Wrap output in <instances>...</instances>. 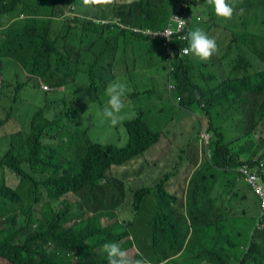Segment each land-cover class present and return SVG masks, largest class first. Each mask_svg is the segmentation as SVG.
Masks as SVG:
<instances>
[{
	"label": "trees",
	"instance_id": "1",
	"mask_svg": "<svg viewBox=\"0 0 264 264\" xmlns=\"http://www.w3.org/2000/svg\"><path fill=\"white\" fill-rule=\"evenodd\" d=\"M63 1L72 0H0V108L6 114L0 126L11 120L21 125L0 157V220L7 224L0 229V264H107L103 245L110 241L127 251L135 248L134 258L144 257L148 264H264V238H259L264 221L248 216L260 204L249 200L248 185L237 172L245 163L264 159L255 138L264 120V71L254 70L255 63L247 61L245 67L241 55L230 60L234 70L245 72L237 88L249 86L255 99L263 97L262 105L244 110L248 117L235 119L233 131H218L226 117H207L210 157L190 180L186 199L168 192L165 184L173 174H166L159 184L133 191L131 220H122L119 211L128 196L126 179L109 174L143 156L160 142L162 132L151 128L142 113L127 122L129 143L123 148L93 141L82 128L85 115L114 83L115 71L125 66L127 75L135 65H148L142 52L154 48L161 55L157 73L166 74V85L173 77L181 105L191 110V98L198 103L196 88L188 82L192 56L181 57L188 41L146 31L164 30L181 1L187 16L202 9L199 24L208 31L219 29L224 18L208 0H111L94 16L76 11L66 16ZM233 7L225 27L233 37L229 54L244 48L264 62V0H234ZM170 53L174 58L166 65ZM12 72L16 77L9 79ZM42 83L53 92L42 90ZM29 84L44 106L37 111L26 107L15 117ZM200 96L199 104L230 103L221 101L223 94L207 100ZM67 121L76 125L74 131H67ZM108 187L117 193L113 198ZM42 189L50 213L42 207L36 217ZM70 192L77 201L63 199ZM249 201L251 207H237ZM241 237L247 241H238Z\"/></svg>",
	"mask_w": 264,
	"mask_h": 264
},
{
	"label": "rangeland",
	"instance_id": "2",
	"mask_svg": "<svg viewBox=\"0 0 264 264\" xmlns=\"http://www.w3.org/2000/svg\"><path fill=\"white\" fill-rule=\"evenodd\" d=\"M106 0H72L71 2L63 1L64 6L61 11H65L66 16L73 15V11H76L81 15L94 16L95 14H102V7L105 5ZM42 10H47L43 7ZM200 7L195 8V14L201 15ZM220 28L216 29V35L218 38H222L224 34V44H227L228 41L233 38L228 31H224L225 27H229L228 21L226 18L219 20ZM215 33V32H214ZM223 33V34H222ZM130 54H133L130 50ZM144 58L149 62L148 65L140 66L135 65L132 68L131 72L125 75L126 67H119L115 71V81L124 83L128 86L130 91V99L127 101V105L119 113V124L112 126L110 121L106 119L101 109H97L93 115L92 120L86 119L82 128L88 131L89 136L93 141L102 143L104 145H116L118 147H126L129 143V132L127 128V122L134 120L140 113H142L144 120L147 124L156 131H161L162 135L160 142L152 146L143 156L135 159L127 167L114 168L109 176L126 179V191L128 193L127 199L124 204L119 208L121 219L122 220H131L132 212L130 207L133 204V191L143 187V186H154L159 184L163 179H165L166 174H173L171 179L165 184L166 189L174 195H178L181 199H186L188 194L189 182L192 179L196 167L201 164L205 159H209L210 155L207 153L204 148L203 141H207L208 135L204 132L207 130L212 136V132L208 130V124H204V130L202 128V112L198 109H194L193 113H184L180 112L179 109L174 108L172 100L170 99L167 92L166 80L167 76L163 71L157 73L160 70L161 66V55L159 50L154 48L152 50H144L142 52ZM233 55H241L243 63L250 62L251 65L260 59L254 56L249 50L241 49L239 51H234ZM214 60V59H213ZM203 66L197 64L193 70V79H196L198 76H204L206 80L215 73V69L212 65V60L209 62H202ZM9 79H13L16 76L14 73L7 74ZM24 79V77H21ZM13 88L9 90L12 91ZM48 92H53L49 87ZM150 90L148 96H135V91L140 90ZM44 90V89H42ZM45 91V90H44ZM64 92V89L60 90ZM85 97L88 95L87 91H82L81 93ZM20 103L16 106L15 117L20 114L26 107L31 108L32 110H39L43 108L44 103L40 97H36L35 92L31 84H29L28 91L24 92L20 96ZM178 98V94H174V99ZM107 99L105 100V102ZM104 102V103H105ZM104 107V106H103ZM235 107L230 108L229 113L232 114L235 111ZM236 114L240 116H220L217 118L226 117L227 124L225 127L218 129H227L230 131L232 129V123L235 119L244 120L248 116H244L249 112L236 111ZM31 113H28L25 117L26 125H29L31 120ZM6 114L0 108V120L5 119ZM21 125L19 122L11 120L6 122L5 125L0 126V157L4 156L5 151L8 148L10 142V136L13 132L17 131ZM76 125L67 121L66 129L67 131H74ZM246 130H250L248 126ZM202 131V132H201ZM255 138L257 143H262L264 139V120L261 125L255 129ZM264 153V151H263ZM154 161H157V166H154ZM264 161V159L262 160ZM138 170V171H137ZM137 171V174L135 172ZM14 178L16 177L12 174ZM11 179V178H10ZM2 181V176L0 175V183ZM19 183V182H18ZM12 186V188H16ZM109 197L113 198L117 193L114 192L112 187H108ZM42 199L36 205V212L34 215L36 217L40 216V210L43 207V213L49 214L50 209L47 204L50 203V199L47 195L46 190L42 189ZM69 199V202L72 203L78 200L77 195L69 193L63 197V199ZM251 201V199H249ZM243 202L241 205L237 206L240 209L242 207H251V202ZM10 207H18L10 206ZM123 207H128V210H124ZM227 209L229 207H226ZM241 214V210H238ZM21 214V212L19 211ZM248 216H253L254 222H258L260 216V207L257 208L251 207L248 211ZM7 224L4 221L0 220V229L6 227ZM260 227V226H259ZM252 232V230H250ZM251 237V236H250ZM259 238H264L261 234ZM238 241L244 242L247 241L246 237L239 238ZM130 256L134 258V255L137 253L136 249L133 248L128 250Z\"/></svg>",
	"mask_w": 264,
	"mask_h": 264
},
{
	"label": "clouds",
	"instance_id": "3",
	"mask_svg": "<svg viewBox=\"0 0 264 264\" xmlns=\"http://www.w3.org/2000/svg\"><path fill=\"white\" fill-rule=\"evenodd\" d=\"M108 1H111V0H106L105 1V5L102 8L106 7V3ZM208 3L213 5L215 13H216L217 16H220V17H223V18H226V19H230L232 17L233 12H234V7H233V4H232L231 0H208ZM184 6L185 5L181 1L178 4V6L174 8L173 13H172V15H171L166 27L164 28V30L168 26H171L173 28H177V23H175L173 21V17L175 15H180L182 17L188 18L189 19V32L187 31V36H186L187 40H185V41H188L189 44H188V46H186V48H184L182 50L181 57L190 56V55L192 56V54H194L195 56L200 57L203 60H207L210 57H212L218 51V44L216 42V39L214 37H210L204 30H202L200 28H196V29L192 30V27H193V25L195 23V19L196 18L197 19H201L202 16L195 14V8L192 10V15H190V16L185 15L184 14L185 13ZM103 22L106 23L107 20H104ZM135 30H138V29H135ZM164 30H162V31H153V32L146 31V32L151 33L153 35L161 34L164 37H166L167 40H170L173 37H178V39H180L179 35H173L171 38H169L167 32L162 34V32ZM181 40H183V39H181ZM183 51L187 55H184ZM166 53L168 54L169 52L166 51ZM171 58H174V56H173V54L170 53L169 54V59L167 60L166 65H168L170 63ZM258 62H260L262 64V67H263L261 69H258V71H264V62H262L261 60H259ZM242 64L245 67H247L246 64H244V63H242ZM255 65H256V63H255ZM251 66L248 68L250 76H252V74H253ZM241 71H244V70H241ZM241 71H240V73H241ZM188 82H189V79H188ZM170 83L174 87L171 90L169 89V84ZM44 87H47V89H44ZM40 88L44 89L45 91H49L50 90L49 86L45 85L43 83L40 85ZM106 91H107V94H106L105 97H103L101 103L94 104L93 107L91 108V110L85 116L88 119L92 120L94 118L93 113L97 109H101L104 106L103 110H102L103 116L110 121L112 126H116L120 122L119 113L127 105V101L130 99V91H129V88H128V86L126 84L120 83V82L110 83L108 85ZM167 92H168V95H169L170 99L172 100L173 106L174 105L180 106L181 102H182V98L178 97L177 99H174V94H177L178 87H177V83L174 82L173 77L170 78L169 83L167 84ZM126 94L128 95V97L124 100ZM257 98H262L263 99L262 96L257 97ZM106 99H107V101L105 102ZM189 107H190V105H189ZM190 109L194 111V109H192L191 107H190ZM226 112L229 113V111H226ZM235 112L236 111H234V113ZM191 113H193V112L191 111ZM235 116H240V114H236ZM207 117H220V116H207ZM207 117H204V119L201 122L202 123L201 130H204L203 126H204V123L208 120ZM18 130H19V128H18ZM222 131H228V130L224 128V129H222ZM230 131H233V130L231 129ZM204 132L208 135L207 141H203L204 148L206 150V154L208 153L210 155V151H209V149L207 147L210 135L206 132V130H204ZM256 141H257V139H256ZM262 141H263V139H262ZM262 149H264V147L262 146V143H261V150ZM260 156L261 155H259V157ZM259 157H257V158H259ZM261 164H263V168H261L260 173H261V178L264 180V162H262V161L259 164H256L255 161H254L253 165L245 163V164H243L242 166H240L237 169V172L240 175V179H242L243 181H245L247 183L249 189H252V187L244 179V177L240 173V169L243 166H249L250 168H256V167H260ZM153 165L157 166V161H154ZM199 167H200V165L196 167L195 172L199 169ZM195 172H194V174H195ZM246 194L250 196L249 190H247ZM261 210L262 209H261V205H260V217L262 218ZM103 249H104L105 253L107 254V264H146V262L148 264V261L144 257L133 258L132 256H130L128 251L123 249L118 242H114V241L106 242L103 245Z\"/></svg>",
	"mask_w": 264,
	"mask_h": 264
},
{
	"label": "crops",
	"instance_id": "4",
	"mask_svg": "<svg viewBox=\"0 0 264 264\" xmlns=\"http://www.w3.org/2000/svg\"><path fill=\"white\" fill-rule=\"evenodd\" d=\"M232 4L234 3V0H231ZM201 9V8H200ZM202 14V9L201 12ZM234 14V13H233ZM233 16V15H232ZM202 19V18H201ZM201 19L195 20L194 25H198L197 28H200L204 30L210 37H214L216 39V42L218 44V51L209 59L203 60L200 57L195 56L192 54V64L189 67V84L191 88H196L195 93L198 95V103L191 98L190 100V107L192 109H198L202 112V116H235L236 113H228L226 111H229L230 108L235 107V111H244L247 109H252L254 107H258L259 105H262L263 100L262 98H254V94L251 93V90L249 89V86L244 85L242 88H237L238 85H241V79L243 77L244 71H241V73H238V71L234 70L232 64H230V60L235 58V55L229 54V49L231 48L230 41L232 38L228 41L227 44H224V34L222 35V38H218L216 35L217 31L212 29L211 31H208L206 29L205 24H199V21ZM196 29V28H195ZM192 30H194L192 28ZM223 32L226 31L225 29H222ZM189 32V31H188ZM215 32V33H214ZM219 40L221 41V46L219 44ZM234 48V46H233ZM225 55V56H224ZM214 59V60H213ZM212 60V65L215 69V73L210 76L207 80L204 76H198L196 79H193V68L199 64V66H203L202 62H209ZM256 67L254 70H258L263 68L262 64L260 62H255ZM220 94H223V97L221 99L222 102L226 101V98L230 101L229 104L223 103L221 105L214 104V105H208L206 103L199 104L200 101V95L204 96V99H212V98H218ZM174 108L179 109L180 112L184 113H191V111L182 105L177 106L174 105ZM264 149L261 150V155L263 153ZM261 162V161H260ZM249 190L250 193V199L252 202L258 201L259 204L261 203V198L257 193L254 192L253 189H246ZM260 207V206H259ZM261 216L264 221V212L261 210Z\"/></svg>",
	"mask_w": 264,
	"mask_h": 264
},
{
	"label": "built area",
	"instance_id": "5",
	"mask_svg": "<svg viewBox=\"0 0 264 264\" xmlns=\"http://www.w3.org/2000/svg\"><path fill=\"white\" fill-rule=\"evenodd\" d=\"M173 21L177 23V28H173L168 26L163 33H168V37L171 38L173 35H179L180 39L187 40V31H189V19L182 17L180 15H175L173 17ZM184 55H187L184 53ZM190 54V53H189ZM173 85L169 84V89H173ZM47 89V87H44ZM263 168V164L260 167L250 168L249 166H243L240 169V173L244 177V179L251 185L252 189L254 190L257 195L261 198V209L264 212V180L261 178L260 170Z\"/></svg>",
	"mask_w": 264,
	"mask_h": 264
}]
</instances>
